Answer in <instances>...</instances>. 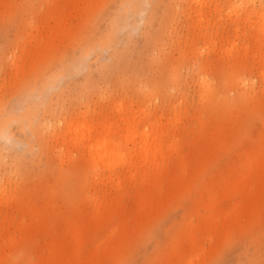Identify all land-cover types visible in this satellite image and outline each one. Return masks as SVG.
Wrapping results in <instances>:
<instances>
[{
    "label": "rangeland",
    "instance_id": "374dc122",
    "mask_svg": "<svg viewBox=\"0 0 264 264\" xmlns=\"http://www.w3.org/2000/svg\"><path fill=\"white\" fill-rule=\"evenodd\" d=\"M142 2L0 0V264H264V0Z\"/></svg>",
    "mask_w": 264,
    "mask_h": 264
},
{
    "label": "bare ground",
    "instance_id": "6f19581e",
    "mask_svg": "<svg viewBox=\"0 0 264 264\" xmlns=\"http://www.w3.org/2000/svg\"><path fill=\"white\" fill-rule=\"evenodd\" d=\"M142 3H146V0H144V2ZM126 25L122 26L121 29L126 28ZM237 30V29H236ZM93 45H96L95 43H92ZM92 45V46H93ZM83 57L82 53L76 54L74 56V59L71 61L74 65V68H80V61L81 58ZM42 83H44L43 80H41ZM42 83L38 84L37 86L40 87L42 86ZM47 84V83H44ZM47 86H49V83L47 84ZM39 92H42L39 91ZM42 96V95H40ZM187 100V99H186ZM26 111V108L24 106H19L16 108V113L20 116L24 115ZM131 117H133V120L135 119V115H129L126 114L124 116H118L117 119V124H120L124 119H130ZM88 117L86 115L81 116L79 119H77L74 124L69 123L64 132H63V139L67 140L69 138V134L73 131V130H77V128H80L84 125H86V123L88 124ZM77 122V123H76ZM76 123V124H75ZM158 123V122H157ZM163 125H165V123L163 122V120L159 121V123L156 126V129L159 131L160 127H163ZM10 127H5L2 130V133H0V139L4 140L5 143H12L13 139L9 136V132H10ZM79 131V130H78ZM77 131V132H78ZM103 131H106V127H103ZM120 132V131H119ZM105 135V139H103L102 141H100L98 143V153L100 156L99 162L100 164H102V167L111 171H114L115 173H117V170L119 169V165L116 164L115 162V156H116V152L115 149H110L111 145H109V143L111 142V140L109 139V136L106 134V132L104 133ZM99 135V128L93 129L90 128L87 130V132L85 133L84 137V146L82 148V152L83 153H87L90 152L91 154V160L94 159V154H93V150L95 148L96 145L95 144V140L96 137ZM150 136H152V132L149 129H144V130H139L136 125H129V128L127 129V133H126V137L121 136L120 139L121 140H126V142L128 144L133 145V152L135 153V155H139L143 149L145 148V146L148 143V140L150 138ZM82 137V138H83ZM81 138L80 133L78 132L76 135V139L75 142H78ZM155 143H152L151 146H154ZM146 157L142 158V160L137 159L136 161H133V157H131V162L129 164V170L130 169H134L136 166L141 169L143 172H146ZM139 162H141V166H139ZM99 172H96V176L99 178L100 177ZM2 205H0L1 207Z\"/></svg>",
    "mask_w": 264,
    "mask_h": 264
},
{
    "label": "snow or ice",
    "instance_id": "6c2138e0",
    "mask_svg": "<svg viewBox=\"0 0 264 264\" xmlns=\"http://www.w3.org/2000/svg\"><path fill=\"white\" fill-rule=\"evenodd\" d=\"M246 7V5L244 4H236V5H232L230 6L229 8V14L231 15L232 14V10L235 9V10H243L244 8Z\"/></svg>",
    "mask_w": 264,
    "mask_h": 264
}]
</instances>
